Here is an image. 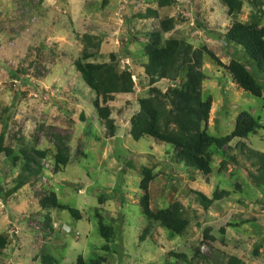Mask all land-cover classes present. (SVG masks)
I'll return each instance as SVG.
<instances>
[{
  "label": "rangeland",
  "instance_id": "obj_1",
  "mask_svg": "<svg viewBox=\"0 0 264 264\" xmlns=\"http://www.w3.org/2000/svg\"><path fill=\"white\" fill-rule=\"evenodd\" d=\"M251 1L244 0L242 13L234 19L218 0H176L169 8H158L154 0H0V133L4 127L5 144L17 155L20 152L21 158L14 167L12 158L0 156V181L13 188L24 164L23 148L53 150L43 160L44 171L38 179L0 201V234L14 241L0 256L1 264H41L42 252L59 264H75L79 256L87 262L106 257V264H176L171 251L191 259L192 248L198 246L211 259L208 264H223L231 256L244 264H264V193L252 186L258 162L247 159L248 150L264 153V76L255 75L263 88V97L257 98L205 59L208 80L203 90L213 98L208 132L214 137L230 134L242 111L260 118L263 128L241 140L245 152L233 142L225 156L214 157L210 176L191 180L190 172L175 163L171 145L150 137L135 141L130 135L131 119L148 88L136 81L132 94L110 103L116 125L112 136L95 113V95L73 66L85 46L83 36L89 35L102 43L104 56L96 60H108L110 53H116L122 59L121 70L132 68L139 73L145 61L144 46L168 17L179 23L163 40L182 39L194 48L207 46L226 65L233 59L244 62L243 49L225 46L224 35L234 20L248 22L256 14ZM186 2L189 6L184 10ZM149 7L157 10L158 17L136 18ZM58 134L69 140L72 163L55 174L54 136ZM80 150L86 157H78ZM225 159L226 167L220 170ZM145 167L154 168L156 176L150 184L151 209L158 211L175 202L184 206L191 225L182 237L153 223L151 234L140 242L148 225L140 206L144 193L139 188ZM219 188L232 192L231 196L205 211L193 191L211 197ZM51 191L61 204L79 210L82 219L51 210V232L43 223L46 212L39 206L41 196ZM97 213L115 231L109 251L103 250L107 243ZM223 227L225 245L219 232ZM205 228H211L216 241H204ZM202 241L206 243L200 245ZM258 244L263 246L262 255L251 259Z\"/></svg>",
  "mask_w": 264,
  "mask_h": 264
},
{
  "label": "trees",
  "instance_id": "obj_2",
  "mask_svg": "<svg viewBox=\"0 0 264 264\" xmlns=\"http://www.w3.org/2000/svg\"><path fill=\"white\" fill-rule=\"evenodd\" d=\"M44 1V0H40ZM226 7L228 16L236 19L242 13L244 0H218ZM158 8H169L176 5V0H154ZM256 8V14L251 16L248 22L234 20L231 27L224 35V41L228 45H235L243 49L246 59L244 62L231 60L229 65L224 64L207 46L194 48L192 44L182 39L163 40V36L172 32L178 25L177 18L168 17L160 21V27L151 35L148 43L144 46L145 61L141 65V71L125 68L121 70L122 59L116 53H110L108 60L98 61L102 58L100 53L102 43L94 42L95 38L89 35L83 36L85 46L74 62L76 72L83 79L87 87L95 95L93 107L97 117L107 127L111 135L116 132L115 120L112 118L110 103L114 102L120 95H129L135 91L136 80L142 87L148 88L146 95L139 99L138 110L131 119L130 135L135 141L150 137L158 143L171 145L175 150L174 161L183 165L191 174V180H196L198 175L210 176L213 173L212 163L216 155L225 156L226 148L237 141V148L243 151L247 148L241 140L257 135L263 127L260 118L255 117L248 111H242L236 118L234 130L223 137H214L208 132L210 111L213 98L205 95L203 84L208 80L204 70L205 59H209L217 67L224 69L232 78L234 83L254 97H263V88L258 83L256 76H264V0H252ZM158 17L157 10L147 8L145 13L136 15L137 19L147 20ZM134 41L135 36H134ZM92 47V48H91ZM163 82V86L157 84ZM84 119L83 116H81ZM90 136L87 133L86 136ZM94 136L93 134L91 135ZM6 130L3 127L0 133V156L6 155L12 158L16 167L21 161L13 148L7 146ZM56 142L53 155L54 173H60L68 167L71 161L68 138L58 134L54 136ZM240 140V141H238ZM82 145V144H81ZM51 149L39 150L23 148L21 155L24 164L21 173L14 181L10 190L0 181V201H5L6 196L18 193L22 188L38 179L44 171L43 160L47 159ZM245 152V151H244ZM79 158L86 157L81 150ZM235 163V157L231 158ZM248 161L255 159L257 172L252 175V186L264 193V153L248 150ZM227 160H223L221 168H225ZM139 188L143 191L140 200L142 213L148 225L140 236L143 243L153 230V223L167 230L173 236H183L191 225V220L180 202H175L167 208L154 211L150 207V184L155 180L154 168H143L141 171ZM239 187V185H238ZM237 187V188H238ZM8 191V192H6ZM198 204L208 211L216 202L229 198L232 192L224 189H216L211 197L203 192L193 191ZM40 211L44 215L45 226L51 227L53 220L51 210H64L69 212L76 220H81L79 210L59 202L54 191L42 195L39 201ZM101 236L107 245L104 251H109L108 243L114 238L115 231L111 226L104 223V218L97 213ZM199 225V224H198ZM225 231L220 229L221 242L225 245ZM204 241L214 242L216 237L212 236L211 228H205ZM12 236L0 234V256L14 242ZM206 243V242H204ZM203 241L200 242L204 244ZM262 244H258L252 251L251 259H258L262 255L260 250ZM201 247L192 248V257L189 259L185 253L171 251L169 256L176 258V264H201L211 263V259L200 251ZM263 253V252H262ZM107 258L87 262L79 256L75 264H106ZM1 264V263H0ZM41 264H59L58 260L49 253L42 252ZM216 264H219L216 262ZM223 264H244L241 258L231 256Z\"/></svg>",
  "mask_w": 264,
  "mask_h": 264
},
{
  "label": "built area",
  "instance_id": "obj_3",
  "mask_svg": "<svg viewBox=\"0 0 264 264\" xmlns=\"http://www.w3.org/2000/svg\"><path fill=\"white\" fill-rule=\"evenodd\" d=\"M186 5H188L189 6V4L186 2L185 3V5H182V7L181 8H183L184 10H185V8H186ZM134 78V81L136 82L137 80H136V78L135 77H133Z\"/></svg>",
  "mask_w": 264,
  "mask_h": 264
},
{
  "label": "water",
  "instance_id": "obj_4",
  "mask_svg": "<svg viewBox=\"0 0 264 264\" xmlns=\"http://www.w3.org/2000/svg\"><path fill=\"white\" fill-rule=\"evenodd\" d=\"M224 44H225V46H228V44H227V43H225V42H224Z\"/></svg>",
  "mask_w": 264,
  "mask_h": 264
},
{
  "label": "crops",
  "instance_id": "obj_5",
  "mask_svg": "<svg viewBox=\"0 0 264 264\" xmlns=\"http://www.w3.org/2000/svg\"><path fill=\"white\" fill-rule=\"evenodd\" d=\"M139 81V80H138ZM54 225H55V223H54ZM54 227V226H53Z\"/></svg>",
  "mask_w": 264,
  "mask_h": 264
},
{
  "label": "clouds",
  "instance_id": "obj_6",
  "mask_svg": "<svg viewBox=\"0 0 264 264\" xmlns=\"http://www.w3.org/2000/svg\"><path fill=\"white\" fill-rule=\"evenodd\" d=\"M136 78V77H135Z\"/></svg>",
  "mask_w": 264,
  "mask_h": 264
}]
</instances>
